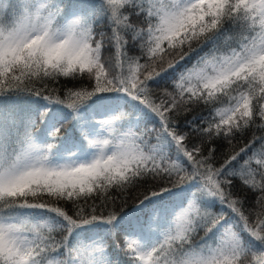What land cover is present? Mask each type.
Segmentation results:
<instances>
[{
  "label": "snow or ice",
  "instance_id": "1",
  "mask_svg": "<svg viewBox=\"0 0 264 264\" xmlns=\"http://www.w3.org/2000/svg\"><path fill=\"white\" fill-rule=\"evenodd\" d=\"M0 264H264V0H0Z\"/></svg>",
  "mask_w": 264,
  "mask_h": 264
},
{
  "label": "trees",
  "instance_id": "2",
  "mask_svg": "<svg viewBox=\"0 0 264 264\" xmlns=\"http://www.w3.org/2000/svg\"><path fill=\"white\" fill-rule=\"evenodd\" d=\"M202 107H203V106L196 107V108L193 110V112L190 113L189 115H195L196 113L200 112ZM257 134H259V133H257ZM248 139H251V133H248V134H247V136L245 137V141H244V142H246ZM239 146H242V144H241V142L238 141V142H237V147H239ZM131 203H132V201H129V204H131Z\"/></svg>",
  "mask_w": 264,
  "mask_h": 264
}]
</instances>
